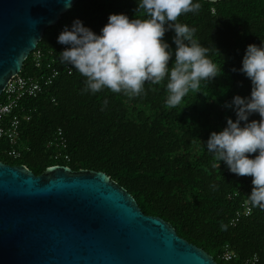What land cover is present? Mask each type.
Returning a JSON list of instances; mask_svg holds the SVG:
<instances>
[{
  "label": "trees",
  "instance_id": "trees-1",
  "mask_svg": "<svg viewBox=\"0 0 264 264\" xmlns=\"http://www.w3.org/2000/svg\"><path fill=\"white\" fill-rule=\"evenodd\" d=\"M199 2V11L182 14L178 22L196 28L195 38L210 49V58L222 72L201 81L198 89L169 108L167 78L155 85L146 82L145 94L129 97L108 88L95 94L83 91L86 77L74 68L67 73L60 62L62 44L57 42L61 25L71 26L79 18L99 33L110 14L144 16L137 0H77L38 42L43 65L35 67L32 53L23 63L24 75H40L49 62L59 75L44 94L23 101L30 119L20 125V157L4 153L8 142L3 139L0 161L23 164L36 175L53 165L103 171L135 198L143 213L168 221L180 237L220 264H264V209L253 207L248 199L252 177L230 172L205 145L212 131L226 126L228 117L236 118L225 102L237 94L250 95V79L232 69L242 66L248 44L264 40V0ZM174 35L169 30L164 37L173 52ZM249 119L260 117L253 114ZM58 127L67 139L68 161L55 158V150L47 147ZM243 202L251 212L232 224ZM225 246L235 255L229 261L221 258Z\"/></svg>",
  "mask_w": 264,
  "mask_h": 264
},
{
  "label": "water",
  "instance_id": "water-1",
  "mask_svg": "<svg viewBox=\"0 0 264 264\" xmlns=\"http://www.w3.org/2000/svg\"><path fill=\"white\" fill-rule=\"evenodd\" d=\"M76 1L0 0V95ZM0 264L219 263L103 171L0 161Z\"/></svg>",
  "mask_w": 264,
  "mask_h": 264
},
{
  "label": "clouds",
  "instance_id": "clouds-1",
  "mask_svg": "<svg viewBox=\"0 0 264 264\" xmlns=\"http://www.w3.org/2000/svg\"><path fill=\"white\" fill-rule=\"evenodd\" d=\"M137 4L143 17L110 14L99 33L79 18L71 26H64L57 37L58 43L67 46L59 53L60 62L86 77L83 91L93 94L108 88L136 97L145 94L146 82L155 85L167 78L166 104L175 108L190 91L199 88L201 81L213 80L222 72L210 58V49L195 38L196 28L178 22L182 14L199 11L200 2L137 0ZM169 30L175 32L174 52L164 39ZM232 71L250 79V95L237 94L225 102L224 107L233 109L236 118L228 117L226 126L212 131L205 145L230 172L252 177L248 199L253 207L264 209V40L260 45L248 44L242 66ZM107 103L105 99L104 106ZM253 114L260 119L250 120Z\"/></svg>",
  "mask_w": 264,
  "mask_h": 264
},
{
  "label": "built area",
  "instance_id": "built-area-1",
  "mask_svg": "<svg viewBox=\"0 0 264 264\" xmlns=\"http://www.w3.org/2000/svg\"><path fill=\"white\" fill-rule=\"evenodd\" d=\"M66 25L59 27L61 32ZM66 45H62L64 49ZM33 62L35 67H41L42 64V52L35 49L32 52ZM65 70L68 74L72 72L70 65L65 66ZM59 70L54 67L50 62L45 64L43 73L38 76L24 75L22 71L15 74L7 82L2 94L0 95V141L6 139L8 142V148L4 150V153L13 159L20 157V150L18 148V141L20 137V125L22 120L28 121L30 119L29 110L24 106L23 101L26 99L36 98L44 94L48 88L54 83V80L58 77ZM54 101V98H52ZM48 148L55 150L54 157L64 161L69 160L67 154V139L63 130L58 127L55 130L54 136L47 142ZM236 195V194H234ZM232 197V194H229ZM242 210H238L235 213L231 223L235 224L242 216H247L251 212V206L248 202L242 203ZM234 253L229 250L228 246H225L221 258L224 261H229L234 258ZM256 259V256L253 257Z\"/></svg>",
  "mask_w": 264,
  "mask_h": 264
},
{
  "label": "flooded vegetation",
  "instance_id": "flooded-vegetation-1",
  "mask_svg": "<svg viewBox=\"0 0 264 264\" xmlns=\"http://www.w3.org/2000/svg\"><path fill=\"white\" fill-rule=\"evenodd\" d=\"M5 163V162H4ZM8 164V163H7ZM10 165V164H9ZM19 165H23V164H19ZM32 171V170H31ZM34 173V172H33ZM35 174V173H34ZM215 260V259H214ZM216 261V260H215ZM217 263H219L218 261H216ZM220 264V263H219Z\"/></svg>",
  "mask_w": 264,
  "mask_h": 264
}]
</instances>
